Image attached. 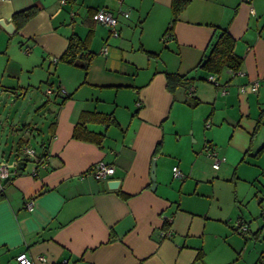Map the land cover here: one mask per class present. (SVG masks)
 I'll return each mask as SVG.
<instances>
[{
	"label": "crops",
	"instance_id": "crops-1",
	"mask_svg": "<svg viewBox=\"0 0 264 264\" xmlns=\"http://www.w3.org/2000/svg\"><path fill=\"white\" fill-rule=\"evenodd\" d=\"M170 4L0 0V19L14 25L11 33L0 26V96L17 97L26 89L24 82L34 88L37 79L50 85L44 84V92L52 90V106L43 105L52 117L50 132L39 148L28 146L30 126L16 117L22 128L14 134L20 136H7L3 143L10 140V148L0 149V162H25L10 166L16 172L0 180V264H15L19 252L33 264H264V192L256 186L250 220L232 212L241 199L235 184L244 177L239 160L245 151L256 159L264 156V151L254 156L264 145L255 143L264 124V0H188L171 34L163 35L172 17ZM31 5L36 14L15 32L13 13ZM98 7L116 17L118 35L93 21ZM224 26L236 40L245 74L230 78L226 69L218 74L226 88L222 93L197 65ZM72 32L99 54L86 75L56 60ZM146 51L158 56L141 62ZM166 71L185 75L188 84L170 90ZM255 79L260 80L257 93L248 90ZM242 84L245 93L239 91ZM200 106L205 108L199 114ZM83 110L113 116L114 123H86L104 134L101 145L73 137ZM224 133L229 134L225 140ZM19 146L35 151L34 175L35 162ZM209 147L225 158L217 169ZM98 161L113 165V174L96 179L91 168ZM173 166L183 178L171 177ZM257 166L264 173V165ZM28 199H33L31 210ZM166 218L169 232L162 235ZM238 220L247 224V234L235 231Z\"/></svg>",
	"mask_w": 264,
	"mask_h": 264
},
{
	"label": "trees",
	"instance_id": "trees-1",
	"mask_svg": "<svg viewBox=\"0 0 264 264\" xmlns=\"http://www.w3.org/2000/svg\"><path fill=\"white\" fill-rule=\"evenodd\" d=\"M70 2V0H68ZM188 0H171L170 8L172 17L164 30L163 35L171 34L173 30V24L177 19L180 12L187 6ZM97 9V8H96ZM95 9V10H96ZM37 12L36 5H31L19 11H16L12 15V20L15 24V32L32 16ZM95 12V11H94ZM93 16V15H92ZM97 22L96 20H93ZM117 25V24H116ZM118 30V29H117ZM111 31V30H110ZM111 33V32H110ZM236 40L231 36L226 26L220 27L216 35L209 41L207 49L203 54V57L199 61L198 65L202 68L206 74L216 73L220 74L223 70H240L243 63V57L236 53L235 47ZM148 56H158L157 52L146 51ZM96 54L89 49L88 40L85 37H80L75 32H72L68 37V43L61 55L56 59L59 62H62L67 65L79 67L84 71L86 75ZM167 78V87L170 90H174L177 86H183L188 84L187 78L185 75H179L176 72H165ZM206 75V77H207ZM230 75V74H229ZM206 77L204 78L206 80ZM233 77L230 75V78ZM228 84V82L226 81ZM191 85V84H190ZM187 85V94L189 97H192L193 90L189 93V87ZM191 105H196V101H191ZM261 113H264V109L261 110ZM260 113L257 119V124L260 125ZM96 122V123H114L113 116L109 113H102L98 111L83 110L78 117L76 124L74 125L72 135L78 139L94 141L98 145H101L103 140V133L94 132L86 127V123ZM160 144H157L154 153L156 154L159 151ZM20 148L22 146H19ZM18 147V150L20 148ZM264 151V145L260 146L254 153V156L261 154ZM218 153V152H217ZM249 151H245L241 160H245V155L249 154ZM225 160V159H224ZM40 162V161H38ZM169 220H165L163 228L167 227ZM236 230V226L234 227ZM202 253L197 254V258H202Z\"/></svg>",
	"mask_w": 264,
	"mask_h": 264
},
{
	"label": "rangeland",
	"instance_id": "rangeland-1",
	"mask_svg": "<svg viewBox=\"0 0 264 264\" xmlns=\"http://www.w3.org/2000/svg\"><path fill=\"white\" fill-rule=\"evenodd\" d=\"M121 37L123 38L122 33L120 34V38ZM98 55L99 54H97L96 58L99 57ZM141 55H142L141 56L142 58L140 59L141 62H147L149 56H147L146 54L144 55L141 54ZM100 59L102 60V58ZM151 62L152 65H154L155 61L151 60ZM37 76L38 74L34 76V79H36ZM51 78L53 79L54 77ZM38 80L39 79H37L34 88H32L31 86L28 87L26 85L27 83L24 82L26 89L25 91L21 90L19 96L17 97H14V94H8V95H13L11 99H9L5 94L0 96V114L2 115V117L0 116L1 117L0 118V149H4L5 146L7 145L9 146L8 148H10L11 145L10 140H7L8 143L6 145L3 143L7 136H10L12 138H17L20 136V133L14 134V132H19L20 129L22 128V125H16L17 123L16 117L19 119L22 118V120L27 121L28 123H26V126L27 125L30 126V128L27 129L29 135L26 136L28 137V141H27L29 142L28 146L38 149L41 140L45 141L46 138L48 137L50 132V123L52 121V117L50 113L47 114L46 107H44L43 105L44 104L46 105L48 103L49 104L48 107L52 106L49 103L50 99L52 98L51 96L52 94H48L43 90L46 86H50V85L45 84L44 82L40 84V81ZM41 80L43 81L46 79L45 77H42ZM32 91H34V93H32ZM204 108L205 106H200L198 113L199 114L202 113L204 111L203 110ZM7 115L9 120L6 119ZM206 123L209 125L210 122L206 121ZM10 125L13 128V131L9 128ZM202 129L205 130L204 127H202ZM206 129H210V128H206ZM222 135H224L225 137L224 140H225L226 136L229 134L224 133ZM258 142H264V124H262V127L256 136L255 143L258 144ZM12 143L15 145L16 141L15 143L12 141ZM259 144H264V143H259ZM171 146H173L172 142H171ZM172 148L175 150V146H173ZM245 159L246 160H241V159L239 160L241 164L238 168V170L244 177H240V179H238V183L235 184V187L237 186L236 190L238 191V194L240 195L241 199H238L236 204L233 205L234 209L232 210V212L236 215L240 212H243L247 217H250L248 219L250 220L251 214H253V212L256 213V210L253 208L254 206H256L258 200V198L254 196L256 192L255 189L256 186L260 187L262 192H264V173H260V171L257 170L258 163L264 165V156L256 159L254 157H251L250 154H246ZM172 176L173 175L171 174V177ZM233 206H231V209L233 208Z\"/></svg>",
	"mask_w": 264,
	"mask_h": 264
},
{
	"label": "built area",
	"instance_id": "built-area-1",
	"mask_svg": "<svg viewBox=\"0 0 264 264\" xmlns=\"http://www.w3.org/2000/svg\"><path fill=\"white\" fill-rule=\"evenodd\" d=\"M65 2H66V0H61L62 4H64ZM125 15H126V13H125ZM92 18L94 20H96L97 22L108 25L111 28V33L113 35H118V30L116 28L117 19L113 15V13L111 11H109L107 8L98 7L95 10V12L93 13ZM101 52L105 53L106 47H103ZM227 72L230 75H232L233 77L242 76L245 74L241 69L240 70L228 69ZM206 80L215 87H221L222 93H224L226 91V88L220 84L218 74L210 73L207 75ZM224 85H227V83H225ZM259 85H260L259 79L252 80L249 84L248 90L253 92V93H257ZM192 90H193V86L190 85L189 93H191ZM239 91H240V93H245L247 91V87H245V85L242 84L239 86ZM45 92L46 93H52V90L50 88H46ZM20 152L25 157L32 159L35 162V165H34L32 172H31V174L34 175L36 173V168L38 167L37 155H36L35 151L28 146H22L20 149ZM209 155H210L211 160H212V167L215 169H217L219 167L220 163L222 161H224V159H225L224 156H219V154L217 153V151L213 147H209ZM16 170L17 169L15 167L13 168V167H10L5 162H0V180L1 179H8L9 177H11V175H13L16 172ZM113 172H114L113 165L107 164L103 161L96 162L93 165V167L91 168V174L96 179H99V180L108 177L109 175L113 174ZM172 174H173V177H177V178H183L184 177V174L181 172V170L177 166L172 167ZM26 207L29 210H31L33 208V199L27 200ZM165 220H169V218H166ZM235 226H236V230L238 232H240L241 234H247L248 227H247V224L245 222L238 220L235 223ZM168 232L169 231L167 230V228L161 229L162 235H166V234H168ZM39 258L44 259L42 256H39ZM15 264H33V261L25 252H19L15 256Z\"/></svg>",
	"mask_w": 264,
	"mask_h": 264
},
{
	"label": "water",
	"instance_id": "water-1",
	"mask_svg": "<svg viewBox=\"0 0 264 264\" xmlns=\"http://www.w3.org/2000/svg\"><path fill=\"white\" fill-rule=\"evenodd\" d=\"M0 26L7 32L11 33L14 31V25L12 22H6L4 19H0ZM20 163L24 164V161H12V163L8 164L9 166L13 165H20ZM150 174L153 180L152 188L155 187V160H152L151 167H150Z\"/></svg>",
	"mask_w": 264,
	"mask_h": 264
}]
</instances>
